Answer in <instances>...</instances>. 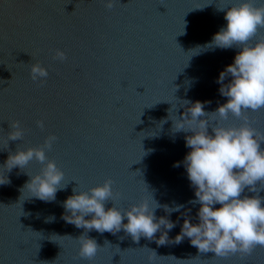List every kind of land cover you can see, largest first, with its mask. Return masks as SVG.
I'll return each instance as SVG.
<instances>
[{"label": "water", "instance_id": "95a60500", "mask_svg": "<svg viewBox=\"0 0 264 264\" xmlns=\"http://www.w3.org/2000/svg\"><path fill=\"white\" fill-rule=\"evenodd\" d=\"M216 6L220 0H114L111 9L105 0H0V165L9 151L39 146L51 133L57 139L46 154L67 184L45 202L21 192L30 179L25 172L6 173L11 182L0 185V264H264L260 246L219 257L199 252L187 237L175 242L182 213L198 223L199 204L189 203L195 191L182 161L190 149L186 134L172 131L169 109L180 116L186 107L181 100L204 102L207 112L225 103L217 80L238 51L193 53L226 25ZM57 48L66 52L63 62L53 59ZM35 62L48 70L44 83L31 79ZM247 115L264 132V109ZM15 120L24 136L6 148ZM40 168L33 160L25 171ZM106 178L115 197L106 209L114 203L124 210L150 193L160 204L185 205L168 217L178 222L166 243H157L160 232L136 242L123 228L115 234L92 230L88 235L100 248L91 261L79 256L75 238L84 229L64 220L63 201L74 187L87 191ZM165 215L156 210L157 218Z\"/></svg>", "mask_w": 264, "mask_h": 264}, {"label": "clouds", "instance_id": "9594fccd", "mask_svg": "<svg viewBox=\"0 0 264 264\" xmlns=\"http://www.w3.org/2000/svg\"><path fill=\"white\" fill-rule=\"evenodd\" d=\"M113 6L114 0H105L106 8ZM217 10L224 12L226 25L213 35L211 41L197 46L193 53L216 48L238 49L233 63L220 72L217 80L219 92L227 100L211 112L205 111L204 102L181 100V106H186L184 113L171 116L169 109L167 119H171L174 133L186 134L185 145L190 151L182 163L195 191V199L189 203L199 204L198 223H192L190 217L182 213L183 224L175 242L181 243L187 237L199 252H213L215 256L226 257L238 252L251 254L257 246L264 247V196L260 195L264 191V132L254 128L247 115L264 109V34H260L264 29V0H240L238 3L220 0ZM53 59L63 62L67 59L66 52L55 49ZM48 75L47 68L40 62L31 64L33 81L44 83ZM230 117L241 123H224ZM165 122L161 121V124ZM36 123L44 128L43 120ZM9 127L6 148L9 141L23 139L25 131L18 120L10 122ZM56 139L50 133L39 146H17L15 152L9 151L6 161L0 165L4 171L0 175V185L9 184L11 181L6 173L19 168L30 177L21 192L27 189L31 196L42 201L55 200L57 191L67 186L62 185L64 172L46 154V149L51 150ZM33 160L41 168L30 174L25 169ZM174 166L179 167L180 162ZM245 190L253 195H242ZM72 191L73 194L63 201V218L67 223L84 229L75 239L79 244V256L88 261L100 248L88 232L115 234L123 228L136 242L141 236L151 240L160 232L157 243L164 244L169 239L168 232L178 222L168 217L185 207L183 204H160L148 191V196L124 210L114 203L106 209V202L115 199L111 178L87 191L77 187ZM159 208L168 215L157 218L156 210ZM42 262L49 264L48 261Z\"/></svg>", "mask_w": 264, "mask_h": 264}]
</instances>
